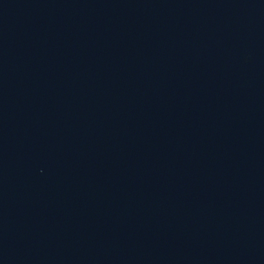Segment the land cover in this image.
Returning a JSON list of instances; mask_svg holds the SVG:
<instances>
[{
    "label": "water",
    "instance_id": "1",
    "mask_svg": "<svg viewBox=\"0 0 264 264\" xmlns=\"http://www.w3.org/2000/svg\"><path fill=\"white\" fill-rule=\"evenodd\" d=\"M0 264H264V0H0Z\"/></svg>",
    "mask_w": 264,
    "mask_h": 264
}]
</instances>
